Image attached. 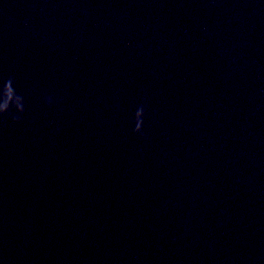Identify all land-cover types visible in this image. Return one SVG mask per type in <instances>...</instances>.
<instances>
[{"label": "clouds", "instance_id": "9594fccd", "mask_svg": "<svg viewBox=\"0 0 264 264\" xmlns=\"http://www.w3.org/2000/svg\"><path fill=\"white\" fill-rule=\"evenodd\" d=\"M45 106L50 107L53 103L51 96L43 98ZM26 110L24 97L16 91L14 79L9 76L0 83V117H7L13 124H19L23 120ZM146 114L144 106L138 107L133 114L132 134L144 138L143 122Z\"/></svg>", "mask_w": 264, "mask_h": 264}]
</instances>
